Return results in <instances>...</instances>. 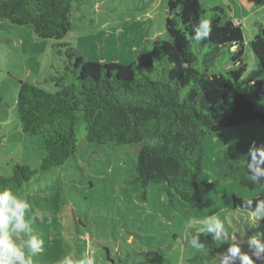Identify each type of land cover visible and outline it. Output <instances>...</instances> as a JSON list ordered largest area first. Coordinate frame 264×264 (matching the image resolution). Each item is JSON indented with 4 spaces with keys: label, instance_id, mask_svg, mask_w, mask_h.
Returning a JSON list of instances; mask_svg holds the SVG:
<instances>
[{
    "label": "rangeland",
    "instance_id": "374dc122",
    "mask_svg": "<svg viewBox=\"0 0 264 264\" xmlns=\"http://www.w3.org/2000/svg\"><path fill=\"white\" fill-rule=\"evenodd\" d=\"M199 1L206 7L221 6L241 24L246 70L226 92L230 107L235 93H249L251 82L262 77L250 41L257 23L264 24V0ZM164 3L79 0L72 4L65 40L85 60L129 64L150 41L169 37ZM52 44L50 38L37 37L31 25L0 18V176H10L16 164L36 170L18 194L30 204L26 222L44 241L34 264H62L65 257L92 258L95 264H222L232 241L242 240V251H248L250 237L264 240L260 222L254 226L248 211L232 206L234 195L264 191L263 185L252 183L239 159L244 137L264 146V127L257 120L203 137L200 179L206 194L197 210H187L176 200L170 203L160 183L143 189L136 179V150L87 143L83 126L74 155L60 167L41 171L45 150L40 136L23 131L16 99L20 81L56 90L50 76L60 72L63 58L52 51ZM211 215L225 225L221 241L198 231L199 221ZM193 237L205 245L204 251L190 246Z\"/></svg>",
    "mask_w": 264,
    "mask_h": 264
},
{
    "label": "trees",
    "instance_id": "16d2710c",
    "mask_svg": "<svg viewBox=\"0 0 264 264\" xmlns=\"http://www.w3.org/2000/svg\"><path fill=\"white\" fill-rule=\"evenodd\" d=\"M75 2L0 0L1 19L31 25L37 37L53 40L52 51L63 58L60 72L50 76L54 92L19 82L17 116L24 132L40 136L45 150L40 170L60 167L74 155L83 126L87 143L136 150V179L143 189L160 183L170 203L201 208L206 194L200 179L203 137L255 120L264 127V24L257 23L250 41L262 77L251 82L249 93H235L228 107L226 92L246 64L241 24L224 8L165 0L169 37L153 39L134 62L123 65L85 60L65 40ZM202 18L210 19L212 27L209 37L197 43L193 28ZM242 142L239 159L247 165L249 148L263 145L246 137ZM35 174L28 165L16 164L10 176H0V188L18 195ZM255 184L264 186V177ZM248 199L251 209L245 207ZM257 201H264V191L234 195L232 206L250 212ZM259 222L264 227V217Z\"/></svg>",
    "mask_w": 264,
    "mask_h": 264
},
{
    "label": "clouds",
    "instance_id": "9594fccd",
    "mask_svg": "<svg viewBox=\"0 0 264 264\" xmlns=\"http://www.w3.org/2000/svg\"><path fill=\"white\" fill-rule=\"evenodd\" d=\"M211 21L202 18L193 28L192 39L199 43L209 37ZM248 163L249 178L254 183H260L264 177V146L249 148ZM245 207L251 209L252 200L245 201ZM30 204L26 199L14 194L8 188H0V264H34L33 257L43 248V239L38 238L25 220L26 210ZM250 222L258 225L261 217H264V201H257L255 209L250 211ZM202 228L198 231L210 233L215 241L222 240V232L225 225L217 215H211L199 221ZM26 237V238H25ZM242 240L232 241L221 256L222 264H264V240L260 236H252L248 239V251H242ZM189 244L198 251H204L205 245L193 237ZM255 257L256 259H253ZM62 264H95L94 259L74 261L72 257H65Z\"/></svg>",
    "mask_w": 264,
    "mask_h": 264
},
{
    "label": "built area",
    "instance_id": "2783aa9c",
    "mask_svg": "<svg viewBox=\"0 0 264 264\" xmlns=\"http://www.w3.org/2000/svg\"><path fill=\"white\" fill-rule=\"evenodd\" d=\"M236 23H239L238 21H236Z\"/></svg>",
    "mask_w": 264,
    "mask_h": 264
},
{
    "label": "crops",
    "instance_id": "0c3cea01",
    "mask_svg": "<svg viewBox=\"0 0 264 264\" xmlns=\"http://www.w3.org/2000/svg\"><path fill=\"white\" fill-rule=\"evenodd\" d=\"M233 20H235V19H233ZM237 21V20H236ZM239 22V21H238Z\"/></svg>",
    "mask_w": 264,
    "mask_h": 264
}]
</instances>
